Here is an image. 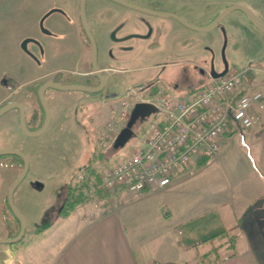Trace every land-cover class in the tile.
Segmentation results:
<instances>
[{
    "label": "rangeland",
    "instance_id": "1",
    "mask_svg": "<svg viewBox=\"0 0 264 264\" xmlns=\"http://www.w3.org/2000/svg\"><path fill=\"white\" fill-rule=\"evenodd\" d=\"M78 1L0 0V87L2 89L5 88V84L16 86L17 83L22 84L28 80L24 67L31 59L39 63L45 72L53 68L71 70L69 74L63 71L58 74L56 80L60 83L87 84V77L80 75L79 72L88 71L90 67V47L82 30L80 33L82 42L75 34L78 26L76 23ZM128 2L136 6L137 3L140 6L146 5L148 7H143L146 9L170 6L182 12L184 18H181L194 26L203 25L210 18V13L216 12L225 4L249 3L264 9V0H190V8L187 0ZM152 8L150 10H153ZM49 12L54 14L52 19L58 18L62 21V29L55 32L53 37L54 42L63 43L61 46L54 44L57 53L58 48L63 47L68 49L70 56L60 55L57 58L61 53L55 54L46 44L49 40H46L38 30L39 18ZM85 14L96 45L97 66L107 68L103 72L104 88L98 93L104 104L91 101L92 93L48 89L46 91L49 94H45L44 97L50 120L42 135L28 137L18 131L17 127L13 132L10 127L12 121L8 116L0 121L3 142L23 151L29 161L27 173L13 193L15 208L25 220L26 234L31 233L45 221L52 223L59 221V208L67 185L72 184L74 187L73 178L78 171L89 172L94 169L96 172H101L102 169L116 165L130 156L134 150L144 146L145 138L158 121L153 111L135 121L130 129V136L123 144L116 146L111 140L105 147L99 148L98 145L99 136L103 132L99 134L101 130L98 125L103 124V116L108 114L112 107H118L120 100L125 99L129 91L142 96L146 90L145 97H157L158 91H161L163 95L181 99L187 96L186 91L189 88L197 90L206 80L201 81L192 74L194 69L192 64L178 66V62L190 61L194 65L202 66L203 61L213 55L216 66H219L220 53L223 49L229 70L242 71L248 65L259 68L255 81L264 92V35L239 11L229 13L210 31H195L170 17L150 15L110 0H86ZM257 21L264 28V19L257 18ZM150 27L153 28V35L149 42L154 40L159 51L153 55L142 56L137 53L140 50L137 47V32L149 36ZM27 36H34L45 42L42 50L24 44ZM82 53L84 60L78 64ZM25 70L29 71L28 68ZM36 86L23 84L22 90L12 93L5 101L23 102L27 120L32 109L42 110L35 100ZM50 95H52L51 100ZM12 111L15 109L7 113ZM27 124L34 126L28 122ZM10 134H13V137ZM99 153L103 156L100 157ZM217 156L209 158L204 166L192 164L180 176L177 175L182 171L177 172L178 180L172 182V186L174 183L176 186L170 195L165 193V190L154 192L151 195L152 200L145 199L137 203V211L140 207L144 208V211L151 210L154 201L159 206V212L166 206L174 207L173 219L170 223L183 221L189 223L179 232L181 246H186L187 242H200L205 237L217 233L219 229L214 226L215 223L228 221L225 220L224 213L215 207L212 197L220 192L227 193L232 188L237 189L238 184H245L255 172L258 173L257 167L252 163L245 137L240 134L227 136L223 152ZM8 157L15 162V172H20L19 160L10 155ZM88 164L90 166L87 169ZM1 191L0 198L4 189ZM7 193L8 191L4 193L5 197L0 201V239L10 238L11 233L17 231V223H4L5 219H12L14 216L7 205ZM89 203V205L93 204ZM126 207L127 205L124 208ZM117 208L118 204L111 210ZM79 209L80 207L76 208ZM89 213L90 211L85 216L88 217ZM145 221L143 220L142 223ZM235 233L239 236L237 249H241L244 246L245 229L237 230ZM10 246L12 245L0 244L1 257H4V253L8 250L13 249ZM211 246V243L200 244L196 247L198 250H191L182 254L180 258H176V254L172 260H158V262L202 264L203 261L207 264L213 258H201V253ZM153 252L161 254L159 248Z\"/></svg>",
    "mask_w": 264,
    "mask_h": 264
},
{
    "label": "crops",
    "instance_id": "2",
    "mask_svg": "<svg viewBox=\"0 0 264 264\" xmlns=\"http://www.w3.org/2000/svg\"><path fill=\"white\" fill-rule=\"evenodd\" d=\"M247 4L256 18L264 19V9ZM80 33L77 26L75 34L76 37H80L79 40L81 41ZM54 44L61 46L63 43L55 42ZM56 48L55 45L50 46L55 54L61 53L58 54L57 58L60 55L62 57L71 55L68 53V49L58 48L57 53ZM82 60H84L83 53L78 60V64L82 63ZM25 66V69H29V71L24 69L28 80L22 84L17 83L15 90L12 92H9L12 86L5 84L6 89L0 87V107L12 93L22 90L21 86L23 84L32 87L45 82L77 84V82L60 83L56 80L59 73L63 71L69 74L71 70L53 68L45 72L40 64L33 59L26 62ZM99 69L102 71L107 70L104 67H99ZM86 72L88 71L83 70L79 74ZM208 83L209 81L202 83L197 90L189 88L186 91L187 96L204 90ZM47 92L45 94H49ZM51 98L52 95H50V100ZM19 103L25 107L23 102ZM6 116L12 121L11 130L15 132V127H17V130L21 131L17 110L5 113L0 117V121ZM107 117L108 114L104 115L105 122ZM259 117V122L251 129L238 130L232 133L233 136L240 134V136L245 137L252 163L257 167L258 173L255 172L254 176L248 179L245 184H238L237 189L232 188L227 193L220 192L214 198L212 197L215 207L224 213L223 216L228 221L227 223H215L214 226L219 231L229 229L240 231L244 228L246 232L243 248L237 249V247L234 258L219 264H264V112ZM30 124L33 125V123ZM2 134L3 131H0V149L18 150V148L3 142ZM11 135L13 137V134ZM227 136L229 135L226 134L223 137L218 154L223 152L224 141ZM14 165L15 162L10 159H0V186H2L0 191L4 189L1 198L5 197L4 193L9 190L19 175V172H15ZM106 169L108 168L101 171ZM183 172L185 170L177 176H180ZM177 176L175 175L171 179V185L169 184L168 187L163 189L165 193L170 195L174 186H176L175 183L172 186V182L178 180ZM151 195L147 192L130 195L123 189L114 192L100 191L89 201L78 204L66 218H60L57 223H53L49 229L41 234L36 235L34 232L26 234L19 246L8 250L4 253V257L0 256V259L4 264H160L158 260L169 261L176 254L175 257L180 258L182 254H186L191 250H198V248L180 245L179 232L189 223H185V221L170 223L173 219L174 207L170 206V209L169 206H166L163 209L161 208L162 210L160 209L159 212V206L154 201L151 210L144 211V208L140 207L137 211V203L145 199L152 200ZM89 202L93 204L89 205ZM117 204L118 208L111 210ZM126 205L127 207L124 208ZM78 207L80 209L76 210ZM224 208L227 210H223ZM89 211L90 213L86 217L85 214ZM163 212L165 217H163ZM163 218H167V220ZM143 220H146L147 223H142ZM158 248L161 254L153 252ZM208 250L201 253V255Z\"/></svg>",
    "mask_w": 264,
    "mask_h": 264
},
{
    "label": "built area",
    "instance_id": "3",
    "mask_svg": "<svg viewBox=\"0 0 264 264\" xmlns=\"http://www.w3.org/2000/svg\"><path fill=\"white\" fill-rule=\"evenodd\" d=\"M256 67L228 70L211 79L205 89L181 99L158 91L157 97H145L129 91L118 107L111 108L99 139L104 147L121 129L136 104L153 108L156 125L144 140V146L116 165L98 172L80 170L74 187L85 200L100 191L126 190L130 195L154 193L169 186L177 172L190 168L197 160L220 152L227 133L249 130L264 112V93L256 84Z\"/></svg>",
    "mask_w": 264,
    "mask_h": 264
},
{
    "label": "water",
    "instance_id": "4",
    "mask_svg": "<svg viewBox=\"0 0 264 264\" xmlns=\"http://www.w3.org/2000/svg\"><path fill=\"white\" fill-rule=\"evenodd\" d=\"M110 1L115 2L117 4H120V5H123V6H126V7L134 8L136 10L137 9L140 10L139 7H137L136 5H133L131 3H128L125 0H110ZM85 2H86V0H80V3H79L80 21H81V25L84 29L86 38L88 39V42H89L90 62H91L92 73L98 79L99 85L92 87V86H87V85H83V84H59V83H54V82L43 83L39 87V89L37 91V95H38L40 106H41L43 113H44V120H43L42 126L35 131H30L27 127L25 107L21 103L10 102V103H7V104L1 106L0 107V117L10 110L15 109L18 111L19 128H20L21 132L28 137H37V136L42 135L46 131L47 126L49 124L50 113H49V110L47 108V105L45 102V97H44L46 90L55 89V90H62V91H80V92H86V93H97V92L101 91L105 85V79L103 78L101 71L98 69L97 62H96V59H97L96 45H95L93 36L89 30V27L87 25V21H86ZM233 11H240V12L244 13L248 17L251 25H253L256 29H258L264 35V28L257 22L255 16L251 12V10L244 7V6H241V5H231L227 8H225L222 12H220L218 14L216 19L211 24H209L207 26H201V27L188 24L183 19H181L180 17L173 15V14L151 12V11H150V13L153 15L161 16V17L171 16L174 19H176L177 21H179L181 24H183L184 26L188 27L189 29L195 30V31H210L212 28H214L216 26V24H218L229 13H231ZM24 44H26V42ZM225 73H226V70L223 71L222 73L214 76L213 78L214 79L220 78ZM152 111L154 112L153 108L148 106V105L136 104L134 106L132 112L130 113L128 122H127L124 130H122L121 133L119 134V136L117 137V139L115 141V145L118 146V145L123 144L127 140V138L130 136V129H131L132 125L135 123V121L139 117H143ZM6 155H12V156L19 157L23 161L22 170L20 171L19 175L17 176V178L14 180V182L10 186L8 193H7V198H6L7 204L9 206L10 210L12 211L14 216L19 220L20 229H19L18 234L14 238L0 239V244L14 245V244L20 242V240L23 238V235H24L25 229H26V225H25L24 218L18 213V211L15 208V205L13 203V193H14L16 186L19 184V182L24 178L25 174L27 173L29 161H28L27 155L25 153H23L22 151L17 150V149H0V156H6ZM0 264H4L1 261V259H0Z\"/></svg>",
    "mask_w": 264,
    "mask_h": 264
},
{
    "label": "flooded vegetation",
    "instance_id": "5",
    "mask_svg": "<svg viewBox=\"0 0 264 264\" xmlns=\"http://www.w3.org/2000/svg\"><path fill=\"white\" fill-rule=\"evenodd\" d=\"M126 2L130 1V0H125ZM79 3H80V0L78 1V5H77V20H76V23L78 25V28L81 32H83V34L85 35V32H84V29L81 25V21H80V12H79ZM130 3V2H128ZM132 4V3H131ZM187 4H188V7L190 8V0H187ZM200 4V3H199ZM85 5H86V2H85ZM139 5V6H138ZM233 4H225L222 8H219L216 12L214 13H210V18L208 19V21H206L203 25H199L200 27L201 26H207L209 24H211L215 19L216 17L218 16V14L220 12H222L225 8L231 6ZM237 5H241V6H244L246 8L249 9L248 7V4L247 3H241V4H237ZM137 7L140 8L137 9V11H141V12H144V13H147V14H150V15H153L150 13L151 12H160V13H168V14H173V15H176L178 17H182L184 18L183 16V13L178 11V10H174L173 8H171L170 6H166V7H163V6H160L159 8H152L153 10H150L151 8L149 9H146V8H143V7H148L146 5H142L140 6V4L137 3ZM144 10V11H143ZM251 10V9H250ZM53 12H55V10H51ZM58 10H56L57 12ZM63 13L64 11L61 10ZM53 12H49V13H44L38 20V23H37V27H38V30L40 31V33L43 34V36L46 37V40H49L48 43H46L48 46H51V45H54V41H53V37L55 36V32H59L61 29H62V21L58 20L57 19H52L53 18V15L52 14ZM59 12V11H58ZM240 12V11H239ZM251 12L253 13V11L251 10ZM242 13V12H241ZM246 20L249 22V19L248 17L242 13ZM253 15L255 16V14L253 13ZM157 16V15H155ZM161 17V16H160ZM166 17H170L172 19H174L173 17L171 16H166ZM181 18V19H182ZM256 18V16H255ZM52 19V20H51ZM176 20V19H174ZM184 20V19H183ZM257 20V18H256ZM177 21V20H176ZM185 21V20H184ZM179 22V21H177ZM186 22V21H185ZM258 22V21H257ZM73 23V22H72ZM180 23V22H179ZM250 23V22H249ZM181 24V23H180ZM189 24V23H188ZM251 24V23H250ZM183 25V24H182ZM219 24H216V26H218ZM184 26V25H183ZM194 26V25H193ZM215 26V27H216ZM186 27V26H185ZM137 28H138V22H137ZM151 28V31L149 33V36H146V35H143L141 34L140 32H137V47L140 48L139 51H137V53H139L140 55L142 56H146L148 54H155L157 51H159L158 49V45L155 43L154 40H152L151 42H149L151 39H152V35H153V28ZM188 28V27H187ZM77 29V28H76ZM75 29V30H76ZM86 36V35H85ZM25 42L27 45H30L34 48H38L39 50H42V48L44 47V43L42 40H40L39 38L37 37H34V36H27L25 38ZM142 42H145L142 43ZM89 43V42H88ZM140 43V45H139ZM31 55V54H30ZM212 55V54H211ZM189 64H192V66L194 67V69L192 70V74H194L197 78H200V80H206V81H210L211 79H214L213 77L222 73L223 71L226 70V72L229 70L228 68V61L227 59L225 58L224 56V52H223V49L221 50V53H220V63H219V66H216L215 64V58L212 56H210L208 59L204 60L203 61V64L202 66H199V65H194L193 63H191L190 61H180L178 62V66H184V65H189ZM99 69V67H98ZM100 70V69H99ZM101 71V74L103 76V72L102 70ZM106 71V70H105ZM82 76H86L87 77V84H83V85H87V86H92V87H95L97 85H99V81L98 79L96 78V76L92 73V68H91V62H90V67L88 68V72L86 73H82L80 74ZM93 81V82H92ZM80 84V83H79ZM104 88V87H103ZM103 90V89H102ZM101 90V91H102ZM149 90V89H148ZM152 90V88H151ZM101 91L97 92V93H92L93 94V99L91 101H99L102 103V105L104 104V100H101V97H98L99 94ZM144 94H147L146 90H145V93ZM95 97V98H94ZM5 104V103H4ZM86 104V103H85ZM26 114V113H25ZM27 116V114H26ZM97 116V115H96ZM95 116V117H96ZM94 117V118H95ZM104 118V116H103ZM28 123H33V125H35V121L30 119V116H29V119L27 120V117H26V124ZM103 124H104V121H102ZM103 124L102 125H98V128L103 131ZM31 125V124H30ZM27 127H28V124H27ZM31 127V126H29ZM125 126L122 128V129H119V131H117L113 137V140L112 142H115L117 137L119 136V134L121 133L122 130H124ZM9 155H6V156H0V158H3V159H10L8 157ZM12 156V155H10ZM13 161V160H12ZM7 201V199H6ZM8 205V204H7ZM61 206L62 204L60 205V208H59V211L61 209ZM9 207V206H8ZM10 209V208H9ZM4 223H19V220L13 216L12 219H5ZM44 223V222H43ZM19 229H20V225H19ZM19 229H18V232H19ZM26 235V230H25V233Z\"/></svg>",
    "mask_w": 264,
    "mask_h": 264
},
{
    "label": "trees",
    "instance_id": "6",
    "mask_svg": "<svg viewBox=\"0 0 264 264\" xmlns=\"http://www.w3.org/2000/svg\"><path fill=\"white\" fill-rule=\"evenodd\" d=\"M40 87V84L36 86V92H35V100L37 105L41 108L40 103H39V99H38V95H37V90ZM15 86H12V88L9 90L12 91L14 90ZM11 101H7L5 102V104L9 103ZM30 119L35 121V125L33 127H29L28 129L30 131H35L37 129H39L42 126L43 120H44V113L43 110L38 111L37 109H32V111L30 112ZM100 157H102V154H98ZM13 158H17L21 164V169L23 166V161L16 156H13ZM209 158H203V159H199L196 161V164H200V165H205L207 160ZM90 166V164L86 165V168L88 169V167ZM94 174L96 175L98 172H96L94 169H91ZM86 202L85 198H83L81 196V194L78 192V190H76L75 187L72 186V184H68L63 200H62V206L61 209L58 213L60 218H66L72 211L73 209L81 203ZM53 225L52 222L50 221H45L44 223H42L41 225L37 226L32 232H34V234L39 235L42 232H44L45 230L49 229L51 226ZM17 227V231L16 232H12L10 235V238H14L17 234H18V229H19V223L16 224ZM25 237V234L23 236V239ZM23 239L10 246L15 248L18 244H20ZM239 241V236L237 233H235V231L233 229H229V230H221L218 231L215 234L209 235L207 237H205L202 241L197 242V243H190L187 242L186 246L189 248H196L198 247L200 244H204V243H211V248L204 254L201 255V258H207V257H212V261L210 263L207 264H219L221 262H224L226 260H230L232 258H234L236 256V248H237V243ZM202 264H205L202 261Z\"/></svg>",
    "mask_w": 264,
    "mask_h": 264
}]
</instances>
